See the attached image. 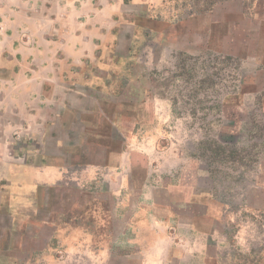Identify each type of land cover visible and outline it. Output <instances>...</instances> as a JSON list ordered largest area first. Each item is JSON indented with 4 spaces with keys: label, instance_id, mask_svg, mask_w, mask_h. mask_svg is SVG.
I'll return each instance as SVG.
<instances>
[{
    "label": "rangeland",
    "instance_id": "1",
    "mask_svg": "<svg viewBox=\"0 0 264 264\" xmlns=\"http://www.w3.org/2000/svg\"><path fill=\"white\" fill-rule=\"evenodd\" d=\"M159 1L80 101L104 112L90 118L95 143L70 155L82 169L39 188L37 212L10 214L0 166V264H264V0ZM111 142L135 185L100 163ZM201 192L208 238L186 225L204 212L188 204Z\"/></svg>",
    "mask_w": 264,
    "mask_h": 264
},
{
    "label": "crops",
    "instance_id": "2",
    "mask_svg": "<svg viewBox=\"0 0 264 264\" xmlns=\"http://www.w3.org/2000/svg\"><path fill=\"white\" fill-rule=\"evenodd\" d=\"M159 2L0 0V166L2 174L7 173L12 181L8 194L14 208L10 214L16 209L37 212L39 188L59 181L67 184L71 165L82 169L81 156L70 155L84 143H95L88 140L86 132L97 128L90 118L103 111L86 109L80 101L102 83L97 73L107 75L112 68L109 64H116L118 59L113 60L112 54L118 51L124 30L133 37L138 20L149 19L150 4ZM140 11H145V17L138 14ZM7 143H15L10 156V151L6 156ZM33 146L32 151L27 149ZM104 157L100 163L109 167L110 178L116 175L123 186L137 180L133 163L119 143L106 146ZM85 172H77L78 186ZM163 188L169 192L178 189ZM191 195L188 204L202 206L204 212H195L186 225L194 237L200 234L208 238L209 232L200 229L197 222L208 216L210 195ZM1 212L5 208L0 200ZM192 247L196 253L205 248L196 239Z\"/></svg>",
    "mask_w": 264,
    "mask_h": 264
}]
</instances>
